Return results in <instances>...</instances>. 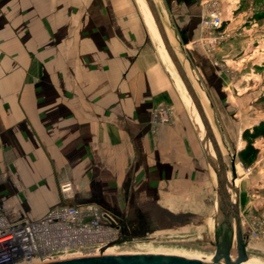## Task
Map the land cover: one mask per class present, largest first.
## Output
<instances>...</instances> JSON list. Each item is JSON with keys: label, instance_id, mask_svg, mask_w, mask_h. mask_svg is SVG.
<instances>
[{"label": "crops", "instance_id": "obj_1", "mask_svg": "<svg viewBox=\"0 0 264 264\" xmlns=\"http://www.w3.org/2000/svg\"><path fill=\"white\" fill-rule=\"evenodd\" d=\"M154 1L205 109L204 99L224 134L242 139L243 131L257 124L251 111L256 97L250 81L244 82L247 75L235 67L241 64L234 60L240 33L225 18L226 0ZM215 4L230 37L210 55L201 44L202 21ZM18 9L17 0H0V26L16 18ZM8 57L17 56L10 52ZM122 84L121 98L78 94L70 101L61 83H25L23 89L21 83L0 84L1 214L37 220L61 203L95 202L125 216L127 202L142 213L150 212L147 203L152 202L150 208L177 215L161 206L163 196L173 198L211 179L187 106L191 102L184 105L170 82L143 88ZM162 102L174 104L175 122L155 127L151 111ZM65 182L74 186L68 199L60 188ZM170 197L167 201L174 203Z\"/></svg>", "mask_w": 264, "mask_h": 264}, {"label": "rangeland", "instance_id": "obj_2", "mask_svg": "<svg viewBox=\"0 0 264 264\" xmlns=\"http://www.w3.org/2000/svg\"><path fill=\"white\" fill-rule=\"evenodd\" d=\"M17 1L16 18L12 16L11 21L6 22L8 24L0 26V84L21 83L23 89L25 83H61L67 101H70L78 94L87 99L97 96L121 98L126 92L122 93V83L127 81L133 82L134 86L139 83L142 88L152 83L170 82L184 105L191 102L145 0ZM222 6L225 18L234 22L233 30L240 33L234 60L241 64L240 68L238 64L235 67L242 75H247L244 82L250 81L252 85L256 100L251 111L258 124L264 120V0H226L222 1ZM175 46L178 53L177 43ZM10 52L17 57H8ZM36 87L37 92H42L39 86ZM204 101L226 164L230 167L232 182L231 160L245 142L233 133L231 136L224 134L212 107ZM159 105L174 107L173 103L158 104L151 111V120ZM187 106L197 122L196 125L193 118L201 158L208 162L200 138V133L204 135L206 132L203 121L192 104L190 107L187 103ZM67 110L73 113L71 105H67ZM255 145L260 152L253 165L245 166L237 157V184L231 186L240 203L245 233L251 231L255 221L262 222L264 228V139L256 140ZM210 149L215 155L211 141ZM211 171V179L202 185L192 186L185 193L179 191L173 198L169 194L163 196L162 207L177 215L191 214L185 221L176 222L174 227L158 229L157 241L138 239L113 249L118 253H178L214 258L219 194L216 174L212 168ZM169 197L174 203L167 201ZM129 203L127 206H131ZM151 204L147 203L151 213H145L164 220L163 210L150 208ZM133 208L136 211L135 206ZM118 215L127 220L137 214L132 215L129 210V214L125 212L126 217ZM234 252H237L236 248ZM247 252V260L264 264V230L258 240L250 242Z\"/></svg>", "mask_w": 264, "mask_h": 264}, {"label": "built area", "instance_id": "obj_3", "mask_svg": "<svg viewBox=\"0 0 264 264\" xmlns=\"http://www.w3.org/2000/svg\"><path fill=\"white\" fill-rule=\"evenodd\" d=\"M202 27L205 35L201 44L213 55L217 47L230 37L223 30V14L216 4L203 19ZM174 118L173 106L159 105L154 110L152 123L155 127L169 125ZM60 188L66 199L74 196L71 182L63 183ZM263 230L262 222H252L248 247L251 241L262 236ZM124 235L122 219L95 202L61 203L37 220H12L0 213V264H44L96 256L101 255L103 249L106 253L110 247L119 248L138 240L116 243Z\"/></svg>", "mask_w": 264, "mask_h": 264}, {"label": "water", "instance_id": "obj_4", "mask_svg": "<svg viewBox=\"0 0 264 264\" xmlns=\"http://www.w3.org/2000/svg\"><path fill=\"white\" fill-rule=\"evenodd\" d=\"M146 2L154 17L164 45L205 126V136H200L201 144L208 164L215 172L218 182L219 215L215 223L216 255L214 258H209L194 255H175L151 252L105 254V249H103L101 255L75 257L44 264H261L247 261L249 235H247L243 229L239 200L236 199V195L231 190V186H233L232 184H234V180L237 178L238 174L236 164L238 155L235 153L231 160V173L233 175V181L231 182L229 177L230 167L226 164L220 143L201 98L182 63L180 56L169 39L166 27L155 1L146 0ZM183 43L187 42L183 41ZM208 141H211L213 145L215 152L214 156L209 152L207 147ZM170 215L175 216V221L177 222H183L186 220V217L191 216L189 213ZM123 225L125 226L124 223ZM135 238L136 236H129L125 231V235L116 243L133 241ZM113 244L114 243L111 245ZM234 248H236L237 252L232 253Z\"/></svg>", "mask_w": 264, "mask_h": 264}, {"label": "flooded vegetation", "instance_id": "obj_5", "mask_svg": "<svg viewBox=\"0 0 264 264\" xmlns=\"http://www.w3.org/2000/svg\"><path fill=\"white\" fill-rule=\"evenodd\" d=\"M105 204V203H104ZM130 213L133 215L136 212V216H133V219H124L123 223L125 224V231L129 236H136L135 239L141 240H152L157 241L158 229L162 227H174L177 221H175V216L170 215L168 212L162 211L163 219L157 218L155 214L146 216L145 213L135 211L132 207L134 203H129ZM105 208L111 210L110 208L104 206ZM112 212L113 209L111 210ZM115 213V212H114ZM116 214V213H115ZM152 235V236H151ZM156 235V236H155ZM117 248V247H115ZM113 249V248H112Z\"/></svg>", "mask_w": 264, "mask_h": 264}, {"label": "trees", "instance_id": "obj_6", "mask_svg": "<svg viewBox=\"0 0 264 264\" xmlns=\"http://www.w3.org/2000/svg\"><path fill=\"white\" fill-rule=\"evenodd\" d=\"M264 139V120L247 128L242 133V139L245 142L244 147L238 152V157L243 165L250 166L255 163L259 155V148L255 145L256 140Z\"/></svg>", "mask_w": 264, "mask_h": 264}, {"label": "bare ground", "instance_id": "obj_7", "mask_svg": "<svg viewBox=\"0 0 264 264\" xmlns=\"http://www.w3.org/2000/svg\"><path fill=\"white\" fill-rule=\"evenodd\" d=\"M146 1V0H145ZM147 3V2H146ZM147 6H148V4H147ZM149 8V7H148ZM150 10V9H149ZM151 12V11H150ZM151 15H152V13H151ZM152 18H153V20H154V17H153V15H152ZM149 20V19H148ZM147 20V21H148ZM154 22H155V20H154ZM155 24H156V22H155ZM157 26V25H156ZM159 31V30H158ZM159 35H160V33H159ZM160 37H161V35H160ZM162 39V38H161ZM170 39V38H169ZM163 41V40H162ZM164 43V42H163ZM165 46V45H164ZM174 47V46H173ZM165 49H166V47H165ZM166 51H167V49H166ZM167 53H168V51H167ZM169 54V53H168ZM169 57H170V55H169ZM171 58V57H170ZM172 60V59H171ZM173 62V61H172ZM174 64V63H173ZM175 66V65H174ZM176 68V67H175ZM177 70V69H176ZM178 72V71H177ZM179 74V73H178ZM180 76V75H179ZM190 77V76H189ZM180 78H181V76H180ZM181 81H182V83H183V85H184V87H185V84H184V82H183V80H182V78H181ZM185 90L187 91V89H186V87H185ZM187 94H188V96H189V99H190V101H191V104H192V106H194L195 107V105H194V103H193V101H192V99H191V97H190V95H189V93H188V91H187ZM200 97V96H199ZM196 108V107H195ZM197 113V112H196ZM199 113V112H198ZM200 115V114H199ZM204 124V123H203ZM205 127V126H204ZM203 127V128H204ZM206 133V132H205ZM201 136L202 137H204L205 136V134L203 135L202 133H201ZM212 144V143H211ZM207 147H208V149H209V152L213 155V153L211 152V149H210V141H208V143H207ZM214 156V155H213ZM234 184H237V179L236 180H234ZM217 210H219V200H218V204H217ZM218 214H219V212H218ZM112 248H115V247H110L107 251H106V253L105 254H115V253H118L117 252V250L116 249H112ZM169 254H171V253H169ZM175 255H187V254H175ZM235 260V259H234ZM248 262H250L249 260H247Z\"/></svg>", "mask_w": 264, "mask_h": 264}]
</instances>
